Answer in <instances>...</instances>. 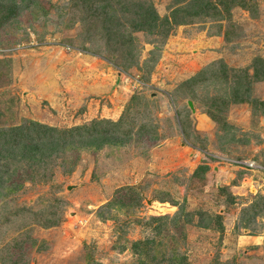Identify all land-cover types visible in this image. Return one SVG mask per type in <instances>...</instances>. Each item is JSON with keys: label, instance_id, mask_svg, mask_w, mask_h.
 <instances>
[{"label": "rangeland", "instance_id": "1", "mask_svg": "<svg viewBox=\"0 0 264 264\" xmlns=\"http://www.w3.org/2000/svg\"><path fill=\"white\" fill-rule=\"evenodd\" d=\"M0 264H264V0H0Z\"/></svg>", "mask_w": 264, "mask_h": 264}, {"label": "trees", "instance_id": "2", "mask_svg": "<svg viewBox=\"0 0 264 264\" xmlns=\"http://www.w3.org/2000/svg\"><path fill=\"white\" fill-rule=\"evenodd\" d=\"M117 123H118V122H117ZM120 123H121V122H120ZM118 126H119V125H118ZM80 131H81V130H79V131H76V132H78V133H79ZM127 132H129V130H127ZM74 137H76V135H74Z\"/></svg>", "mask_w": 264, "mask_h": 264}, {"label": "crops", "instance_id": "3", "mask_svg": "<svg viewBox=\"0 0 264 264\" xmlns=\"http://www.w3.org/2000/svg\"><path fill=\"white\" fill-rule=\"evenodd\" d=\"M257 238V237H256ZM255 237H250V239H256ZM259 243V242H258ZM256 245H257V242H256ZM259 245V244H258Z\"/></svg>", "mask_w": 264, "mask_h": 264}, {"label": "built area", "instance_id": "4", "mask_svg": "<svg viewBox=\"0 0 264 264\" xmlns=\"http://www.w3.org/2000/svg\"><path fill=\"white\" fill-rule=\"evenodd\" d=\"M250 165V164H249Z\"/></svg>", "mask_w": 264, "mask_h": 264}]
</instances>
